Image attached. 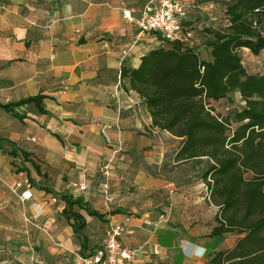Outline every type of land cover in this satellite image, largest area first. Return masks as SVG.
I'll return each instance as SVG.
<instances>
[{"label": "crops", "instance_id": "0c3cea01", "mask_svg": "<svg viewBox=\"0 0 264 264\" xmlns=\"http://www.w3.org/2000/svg\"><path fill=\"white\" fill-rule=\"evenodd\" d=\"M143 1L0 0V103L43 95L46 110L15 107L26 115L19 120L0 109V264H11L9 254L56 263L78 249L60 216L62 194L101 215L84 212L89 248L109 224L123 223L133 264H208L233 247V234L208 236L219 206L201 178L206 159L177 160L182 139L155 127L143 100L122 87L121 67L137 68L157 45L134 22ZM113 151L106 201L102 165ZM24 180L32 196L21 201L14 187ZM32 204L42 209L35 219Z\"/></svg>", "mask_w": 264, "mask_h": 264}, {"label": "trees", "instance_id": "16d2710c", "mask_svg": "<svg viewBox=\"0 0 264 264\" xmlns=\"http://www.w3.org/2000/svg\"><path fill=\"white\" fill-rule=\"evenodd\" d=\"M184 1L189 6L182 33L190 32L191 38L168 41L149 32L157 45L137 68L121 67L122 87L143 100L155 127L182 139L177 160L206 159L201 178L219 206L208 236H236L233 247L213 252L208 264H264V69L248 71L242 59L243 50L260 59L264 52V0H218L224 19L202 26L188 17L193 0ZM236 95L241 106H229ZM43 99L36 95L0 103V109L23 120L26 115L14 108L32 104L44 114ZM21 154L28 159V153ZM31 163L40 175L39 166ZM60 199V216L77 238L79 255H92L102 243L89 248L84 212L101 215L82 197L62 194Z\"/></svg>", "mask_w": 264, "mask_h": 264}, {"label": "built area", "instance_id": "2783aa9c", "mask_svg": "<svg viewBox=\"0 0 264 264\" xmlns=\"http://www.w3.org/2000/svg\"><path fill=\"white\" fill-rule=\"evenodd\" d=\"M188 3L184 0H146L140 15L134 20L139 33L157 32L161 37L168 41L187 40L191 38V33H182V21L186 17ZM124 17L131 20L129 12H124ZM112 157L102 165L104 180L101 183L104 199L108 200V181H109V163ZM79 190L86 189V185L78 186ZM14 190L20 191L21 201L29 200L32 196L30 185L27 180L19 181L15 184ZM210 192L208 191V194ZM31 205V216L35 219L41 213L42 209L34 208ZM161 218H164L162 215ZM128 220V219H126ZM125 232V226L121 224H109L105 230L102 247L95 253L88 256H78L81 264H133L135 253L125 248L121 243V236Z\"/></svg>", "mask_w": 264, "mask_h": 264}, {"label": "rangeland", "instance_id": "374dc122", "mask_svg": "<svg viewBox=\"0 0 264 264\" xmlns=\"http://www.w3.org/2000/svg\"><path fill=\"white\" fill-rule=\"evenodd\" d=\"M212 1L213 0H193L194 6L193 8H191L188 17H190L192 20L194 19L197 20L198 21L197 24L201 26L204 23L208 24L209 22H212V23L220 22L222 19H224L222 16V8L219 3V1H222V0H219V1L217 0L218 2H212ZM225 1H228V0H225ZM223 23H225L224 20H223ZM199 25H195L194 27H200ZM199 34H200L199 30H197L198 37H200ZM201 48L204 49L203 47ZM202 49L200 50L201 54L202 56H205V52ZM242 59H243V65L246 67L248 71H253V72L263 71L264 52L261 55V59L254 58V57H251L250 55H245V54L242 56ZM229 106L240 107L241 105H240L239 98L237 96L236 97L234 96L232 101H230ZM216 109L218 110V113L220 115H226V111L223 109V107H217ZM75 239H76L75 242L77 244V238L75 237ZM18 252L20 253L21 251H18ZM77 254H79L78 249L72 248V250L65 251L64 254H59L60 256L55 259L56 263L55 261L49 262L47 261L49 259H46V261L45 260L42 261V264H76ZM9 255L12 256V258L10 259L12 261L11 264H22L21 262H19L13 257L15 254H9Z\"/></svg>", "mask_w": 264, "mask_h": 264}]
</instances>
